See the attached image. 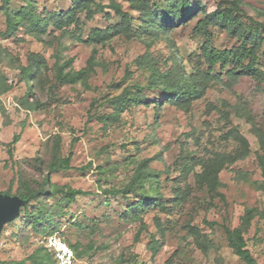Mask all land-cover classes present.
<instances>
[{
	"label": "rangeland",
	"instance_id": "obj_1",
	"mask_svg": "<svg viewBox=\"0 0 264 264\" xmlns=\"http://www.w3.org/2000/svg\"><path fill=\"white\" fill-rule=\"evenodd\" d=\"M95 1L106 5L111 2ZM116 1L123 5L125 11H130V0ZM200 1L208 12H213L222 0ZM242 1L246 14L264 23V18L255 12L256 9L264 10V0ZM14 4L19 8L24 2L15 0ZM70 5L71 0H38L40 12L67 10ZM106 11L112 13L111 10ZM199 18L159 38L146 36L128 40L115 36L101 43L90 40L92 30L105 29L117 23L115 16L109 18L108 14L98 13L93 20L86 21L82 30L72 26L66 33L55 32V39L40 41L25 31L12 37L4 36V17L0 13V49L23 65H27L31 53L40 54L51 68L48 80L42 82L41 87L38 84L33 86L36 99L44 104L43 109L29 111L19 102L28 94V84L21 80L18 71L1 66L13 89L0 97L9 115L7 123L0 113V194L10 187L14 190L17 187L16 183L12 185L19 168L17 163L40 155L47 156L46 144L50 145L52 137L61 136L64 156L73 154L72 169L58 172L52 181L60 186L69 185L94 193L78 198L70 207L71 214L62 218V227L58 231L68 243H81L85 255L78 258L77 264H166L170 259H173V264H245L228 246L221 227L238 226L247 208L264 209V192L260 188L263 170L258 160L259 155L264 156V149L255 132L258 129L264 134V85L259 86L257 81L247 76L232 88L213 82L205 95L185 110L164 102V93L159 88L147 86L151 72L136 63L137 59L148 57L162 71H167L177 60L188 73L194 71L206 42L205 37L195 32ZM213 36V45L218 49L237 45L226 33L214 31ZM58 51L61 52V64L72 60V66L65 71L88 68L93 58L95 71L87 85L78 82L50 90L55 81L52 68ZM121 83L122 89L116 91L114 85ZM137 84L145 87L143 93L149 99L148 105L124 112L117 123L105 124L99 120V116L114 112L108 99ZM243 109L252 116L253 123L243 116ZM232 128L246 138L250 155L221 172L220 192L224 200L216 197L210 202L207 194L197 188L194 173L185 175L181 171V158L186 151L195 157L210 152L232 153L237 149L230 136ZM16 136L19 137L18 142H15ZM10 152L13 153L12 158ZM160 153L162 160L154 161L151 167L162 173L161 194L170 211L157 209L146 214L144 219L148 229L140 242L134 245L139 225L125 222L122 214L128 201L120 198L107 202L98 192V179H103L98 167L117 166L106 177L111 180V185L121 186L133 175L138 162ZM130 160L135 163L130 164ZM27 172L39 178L36 171ZM178 187L190 194L183 203L175 200L174 189ZM73 215L83 227L73 224ZM155 218L160 219L164 236L159 232ZM20 222L8 225L1 236L0 258L4 263L23 264L21 261L41 245L34 234L24 242L15 238L13 233ZM191 228L208 235L215 242L216 249L205 254L195 244ZM152 235L161 243L156 255L149 247ZM247 239L248 249L259 264H264L262 221L255 220Z\"/></svg>",
	"mask_w": 264,
	"mask_h": 264
},
{
	"label": "trees",
	"instance_id": "obj_2",
	"mask_svg": "<svg viewBox=\"0 0 264 264\" xmlns=\"http://www.w3.org/2000/svg\"><path fill=\"white\" fill-rule=\"evenodd\" d=\"M14 1L0 0V13L4 17L5 24L4 36L12 37L20 31H25L29 36L40 41H45L44 38L55 39V32L66 33L72 26L82 30L86 21L93 20L98 13L108 14L109 18L113 16L118 18L117 23L110 24L105 29L92 30L90 40L101 43L115 36H123L128 40L146 36H152L153 39L159 38L167 35L170 30L186 26L201 17L198 19L195 32L205 37L206 42L201 48L198 63L193 67L194 71L188 73L178 64L177 60L167 71H162L157 63L148 57H141L136 61L139 67L147 68L151 72L147 86L152 89L159 88L164 93V102L177 108L188 110L193 102L205 95L213 82L232 88L242 77L247 76L257 81L259 86L264 85V23L246 14L242 0H222L213 12H208L200 0L197 2L193 0H130V11H125L123 5L116 0H111L107 5L95 0H71V5L67 10L44 12L39 11L38 0H23L24 4L19 8H15ZM106 10H111L113 15ZM255 12L259 17L264 18L263 9H256ZM214 31L226 33L229 38L236 41L237 45L223 50L216 48L213 45ZM56 59L52 68L55 81L51 85V91L59 86L78 82L87 85L95 71L93 58L89 61L88 68L80 71H65L67 67L72 66V60L61 64V52L59 51ZM1 66L11 71H18L21 80L28 84V94L19 101L21 106L29 111L42 110L44 104L36 99L33 86L38 84L41 87L42 82L48 80L47 74L51 68L47 59L40 54L31 53L27 65H23L0 49V97L13 89V84L9 82ZM128 76H131V73L128 72ZM122 85V83L114 85L115 90L122 89ZM144 90L145 87L138 84L133 88H124L119 95L107 100L108 104L114 108V112L110 115L99 116V120L105 124L107 122L117 123L124 112L134 107L148 105L149 99L143 93ZM0 113L8 123L9 115L1 100ZM243 114L248 122L253 123V118L247 110L243 109ZM255 130L260 137L262 149H264V134L258 129ZM230 136L237 144V149L232 153L210 152L208 155L195 157V154L186 151L185 156L181 158V171L185 175L194 173L197 188L207 194L210 202L216 197L224 200V195L220 192L221 172L250 155L249 143L243 135L232 128ZM18 140L19 137L16 136L15 142ZM46 148L47 156L40 155L35 159H24L17 163L19 168L12 183V185L16 183L17 187L15 190L10 187L3 193L19 196L28 201V204L22 207L20 217L7 224L2 231L3 234L8 225L20 220L13 235L21 242L30 240L31 234L42 241L47 236L58 232L62 227V218L71 214L70 207L78 201V198L94 195L92 191L55 184L52 181L53 175L72 169L73 154L71 152L68 156H64L62 138L59 135L52 137L50 145L48 146L47 143ZM10 156L13 157L12 152ZM161 160L162 154L160 153L154 158L138 162L133 175L121 186L111 185V180L106 177V174L112 173L117 166L98 167L99 174L103 178L98 179V192L106 198L107 202L120 198L128 201L123 207L122 214L125 222L139 225L134 237V245L140 242L142 234L148 229L144 219L146 214L157 209L161 212L170 211L169 205L161 194L162 173L151 167L154 161ZM258 160L263 170V182L260 188L264 192V156L259 155ZM133 162L135 163L130 160L129 163ZM197 168L199 171H196ZM27 169L30 172L36 171L39 178L33 177V173L27 172ZM102 181L105 183L102 184ZM174 193L175 200L182 203L190 196L188 191H181L179 187L174 189ZM72 218L75 219L74 215ZM256 219L264 224V209L247 208L238 226L235 228L221 227L228 246L245 264H259L248 249L247 239ZM155 220L159 232L164 236L160 219L155 218ZM73 224L80 228L83 227L82 222L77 219ZM191 230L195 236V244L205 254L216 249L215 242L208 235L196 228H191ZM68 244L75 251L77 258L84 257L85 251L81 249L80 242ZM149 247L154 255L160 249L161 243L155 235H152ZM172 260H168L166 264H173ZM21 262L23 264L28 262L56 264L53 254L43 245H39L30 256ZM1 264L7 263L1 261Z\"/></svg>",
	"mask_w": 264,
	"mask_h": 264
},
{
	"label": "built area",
	"instance_id": "obj_3",
	"mask_svg": "<svg viewBox=\"0 0 264 264\" xmlns=\"http://www.w3.org/2000/svg\"><path fill=\"white\" fill-rule=\"evenodd\" d=\"M49 252L54 256L56 264H77L78 258L75 251L62 238L59 232H55L41 241Z\"/></svg>",
	"mask_w": 264,
	"mask_h": 264
},
{
	"label": "water",
	"instance_id": "obj_4",
	"mask_svg": "<svg viewBox=\"0 0 264 264\" xmlns=\"http://www.w3.org/2000/svg\"><path fill=\"white\" fill-rule=\"evenodd\" d=\"M26 204L28 201L19 196L0 194V237L4 227L20 217L21 209Z\"/></svg>",
	"mask_w": 264,
	"mask_h": 264
}]
</instances>
